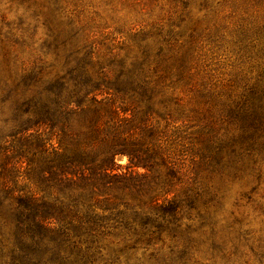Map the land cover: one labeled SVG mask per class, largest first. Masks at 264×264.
I'll list each match as a JSON object with an SVG mask.
<instances>
[{"label": "rangeland", "instance_id": "1", "mask_svg": "<svg viewBox=\"0 0 264 264\" xmlns=\"http://www.w3.org/2000/svg\"><path fill=\"white\" fill-rule=\"evenodd\" d=\"M85 74L120 90V116L158 154L152 171L117 156L136 185L108 197L196 200L111 221L95 264H264V0H0L1 143L23 100Z\"/></svg>", "mask_w": 264, "mask_h": 264}, {"label": "trees", "instance_id": "2", "mask_svg": "<svg viewBox=\"0 0 264 264\" xmlns=\"http://www.w3.org/2000/svg\"><path fill=\"white\" fill-rule=\"evenodd\" d=\"M70 80L72 87L58 79V85L23 100L11 119L15 135L0 142V157H5L0 166V264H95L103 230L116 218L139 216L146 209L177 216L185 203L196 206L191 196L155 197L148 208L108 197V191L136 185L133 172L119 173L117 156L126 155L129 168L152 171L158 154L144 137L134 138V119L120 116V110L126 112L117 104L120 90L86 74ZM101 95L107 97L98 99ZM100 104H110L108 116L100 113ZM26 115L32 117L22 121ZM76 115L83 116L85 130L72 127ZM147 130L143 126L141 131ZM169 159L163 162L174 172Z\"/></svg>", "mask_w": 264, "mask_h": 264}]
</instances>
